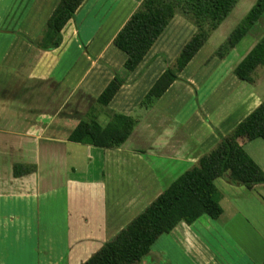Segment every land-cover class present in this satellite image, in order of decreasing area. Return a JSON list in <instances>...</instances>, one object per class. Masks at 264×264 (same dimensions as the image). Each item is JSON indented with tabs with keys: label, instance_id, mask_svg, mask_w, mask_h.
I'll return each mask as SVG.
<instances>
[{
	"label": "crops",
	"instance_id": "crops-1",
	"mask_svg": "<svg viewBox=\"0 0 264 264\" xmlns=\"http://www.w3.org/2000/svg\"><path fill=\"white\" fill-rule=\"evenodd\" d=\"M88 1L54 49L0 30V264H82L264 99L249 87L253 81L235 74L262 32L237 60L229 54L200 62L204 44L146 107L148 91L195 26L174 15L128 70L113 38L142 0H90L99 15H76ZM116 77L118 90L101 102ZM107 110L138 120L120 147L73 138L82 123L105 126ZM15 164L34 169L15 176ZM215 185L221 216L179 222L138 264H264V183L248 189L218 177Z\"/></svg>",
	"mask_w": 264,
	"mask_h": 264
},
{
	"label": "trees",
	"instance_id": "trees-1",
	"mask_svg": "<svg viewBox=\"0 0 264 264\" xmlns=\"http://www.w3.org/2000/svg\"><path fill=\"white\" fill-rule=\"evenodd\" d=\"M85 0H59L34 44L44 50L57 48L61 31ZM239 0H142L113 38V44L127 55L125 68L133 70L160 36L173 16H183L196 28L172 64L156 80L143 100L150 106L177 79L178 74L199 52L208 38ZM264 14V0H257L240 23L220 45L217 54L224 57ZM264 67V36L235 68L243 80L253 81V72ZM122 80L117 77L101 95L107 103ZM108 123H82L73 138L83 144L104 148L120 147L132 133L138 120L129 115L107 110ZM264 140V99L240 124L184 171L149 205L106 241L82 264H138L150 252L152 244L184 221L188 224L207 214L217 219L223 213L220 192L215 179L248 189L264 183V171L245 151L244 144ZM34 167L15 164L14 175L30 172Z\"/></svg>",
	"mask_w": 264,
	"mask_h": 264
},
{
	"label": "rangeland",
	"instance_id": "rangeland-1",
	"mask_svg": "<svg viewBox=\"0 0 264 264\" xmlns=\"http://www.w3.org/2000/svg\"><path fill=\"white\" fill-rule=\"evenodd\" d=\"M46 1L49 2L39 3L37 1L27 2L26 0H0V30H13L20 36L22 35L24 38L29 40H31V37H33V41L38 40L45 29L46 22L50 17L54 7L59 2V0ZM256 1L257 0H239L232 11L219 25V28L212 32L205 43L201 54H199L197 57V60L200 62H206L213 57H219L217 54L218 48L227 40L229 34L240 23V21L248 13ZM89 3L90 0L76 15H99V13H97L100 10L98 5ZM117 6L118 5L112 4L109 6V8H111V11H116V9H118V11H116V15H120V8H117ZM24 31H27V33L30 35H23ZM262 32H264V14L261 19H259V21L238 42V44L228 53H226L224 57L231 54L235 56L234 60H237V58L246 54L251 46H253L256 39L261 36ZM253 79V84H249V87L253 85L262 95H264V67L260 66L256 68L253 73ZM244 148L249 153V155L258 164H260V166H262L264 170V140L260 138L253 139L245 143ZM208 254L210 253L208 252ZM195 259L198 260V258ZM198 262L201 263L202 261L199 259ZM210 264L218 263H215L211 260Z\"/></svg>",
	"mask_w": 264,
	"mask_h": 264
},
{
	"label": "clouds",
	"instance_id": "clouds-1",
	"mask_svg": "<svg viewBox=\"0 0 264 264\" xmlns=\"http://www.w3.org/2000/svg\"><path fill=\"white\" fill-rule=\"evenodd\" d=\"M165 135H171V132L168 131V130H166V131H165ZM164 143H166V141H164Z\"/></svg>",
	"mask_w": 264,
	"mask_h": 264
}]
</instances>
